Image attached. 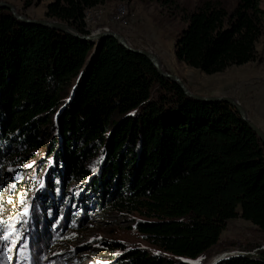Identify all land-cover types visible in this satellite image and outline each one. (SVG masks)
<instances>
[{
  "label": "trees",
  "instance_id": "trees-1",
  "mask_svg": "<svg viewBox=\"0 0 264 264\" xmlns=\"http://www.w3.org/2000/svg\"><path fill=\"white\" fill-rule=\"evenodd\" d=\"M111 1L51 0L46 15L89 34L86 11ZM185 19L175 52L187 65L215 74L256 59L261 0L232 11L205 1ZM42 147L56 165L37 206L54 199V177L84 179L82 210L137 214L136 230L161 251L115 243L121 252L105 264H195L237 217L264 234V142L235 107L187 96L113 37L89 41L0 7V157L15 148L28 159ZM34 208L43 246L50 232ZM216 264H264V248Z\"/></svg>",
  "mask_w": 264,
  "mask_h": 264
},
{
  "label": "rangeland",
  "instance_id": "rangeland-1",
  "mask_svg": "<svg viewBox=\"0 0 264 264\" xmlns=\"http://www.w3.org/2000/svg\"><path fill=\"white\" fill-rule=\"evenodd\" d=\"M2 1L14 4L19 13L28 17L48 18L46 11L51 0ZM205 1L219 3L229 11L239 2L174 0L175 3L171 4L166 0H114L92 9L93 15L87 17L86 24L93 32V27H98L94 16L101 13L112 16L127 10V17H122L114 29L134 47L154 51L163 68L182 77L195 93L234 96L245 106L249 117L257 120L264 129V35L257 43L254 61L231 66L215 74L191 67L176 56L177 38L188 25L186 14ZM261 6L264 8V0H261ZM26 153L13 148L9 155L0 157V264H34L37 260L42 264H105L121 252L114 247L115 243L126 248H144L152 254L161 253L136 230L137 214L92 206L86 212L82 210L83 204L79 199L83 196L84 179L68 176L63 183L54 177V199L46 206H37L36 198L41 196V191L49 190V171L56 162L53 154H47L46 147L35 151L32 156L28 155L32 158L23 159ZM61 184L66 193L63 202L70 203L69 206L62 202L61 188H58ZM39 207L44 212H38ZM33 208L45 222L44 229L50 232L47 242L40 239L43 246L38 244V233L32 227ZM65 208L70 209L66 224ZM31 241L33 251L29 246ZM252 245L264 248L263 232L241 217L233 218L228 221L219 244L189 261L209 264L225 252L243 253ZM36 249L42 251L37 252Z\"/></svg>",
  "mask_w": 264,
  "mask_h": 264
},
{
  "label": "water",
  "instance_id": "water-1",
  "mask_svg": "<svg viewBox=\"0 0 264 264\" xmlns=\"http://www.w3.org/2000/svg\"><path fill=\"white\" fill-rule=\"evenodd\" d=\"M0 7L10 9L16 18H18L24 22H27L30 24H35V25H40V26H44V27H48V28H53V29H57V30H61L63 32L72 34L78 38L86 39L89 41H98V40L105 38V37L115 38L116 40H118L121 44H123L129 50L146 56L156 66V68H157V70L161 76L169 78V79L175 81L176 83H178L179 86L183 89V91L185 92V94L187 96L194 98V99H197V100L206 101V102H228V103H230L233 107H235L239 111L242 118L248 122L250 127L256 132V134L264 142V130L254 120H252L249 117L245 106L241 103L240 100H238L234 96L227 95V94L207 96V95H202V94H198V93L193 92L188 87V85L186 84V82L183 80L182 77H180L178 74L172 73V72L165 70L163 68L159 56L154 51L149 50V49L134 47L122 33L118 32L116 30H104V31H97V32H91L89 34H84L66 22H62V21L52 19L49 17L43 18V19H37V18H31V17H28L26 15H23L17 11V8L14 4L6 2V1L0 0ZM259 249H263V248H257L254 251L243 252V253H240L238 251L225 252V253L219 255V257H217L216 259L211 261L209 264H216L219 260H222L227 256H231V255H235V254H248V253L255 254Z\"/></svg>",
  "mask_w": 264,
  "mask_h": 264
},
{
  "label": "built area",
  "instance_id": "built-area-1",
  "mask_svg": "<svg viewBox=\"0 0 264 264\" xmlns=\"http://www.w3.org/2000/svg\"><path fill=\"white\" fill-rule=\"evenodd\" d=\"M127 15V10L125 12L114 14L112 16H104L103 13L96 15L94 16V20H98V27H93V32L115 30L114 27L121 23V18L127 17Z\"/></svg>",
  "mask_w": 264,
  "mask_h": 264
},
{
  "label": "bare ground",
  "instance_id": "bare-ground-1",
  "mask_svg": "<svg viewBox=\"0 0 264 264\" xmlns=\"http://www.w3.org/2000/svg\"><path fill=\"white\" fill-rule=\"evenodd\" d=\"M92 11H93L92 9H89V10L86 11V19H87V17H89V15L92 14ZM92 15H93V14H92ZM87 21H88V20H87ZM121 21H122V20H121ZM87 23H88V22H87ZM214 259H216V258H214ZM214 259H213V260H214ZM213 260H212V261H213Z\"/></svg>",
  "mask_w": 264,
  "mask_h": 264
},
{
  "label": "crops",
  "instance_id": "crops-1",
  "mask_svg": "<svg viewBox=\"0 0 264 264\" xmlns=\"http://www.w3.org/2000/svg\"><path fill=\"white\" fill-rule=\"evenodd\" d=\"M250 63V62H249ZM247 64V63H246ZM254 121L259 125V123H258V121L257 120H255L254 119ZM260 127L262 126V125H259ZM262 129H263V127H261ZM264 130V129H263Z\"/></svg>",
  "mask_w": 264,
  "mask_h": 264
}]
</instances>
